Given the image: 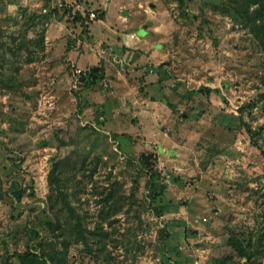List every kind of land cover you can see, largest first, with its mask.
<instances>
[{
	"label": "rangeland",
	"instance_id": "1",
	"mask_svg": "<svg viewBox=\"0 0 264 264\" xmlns=\"http://www.w3.org/2000/svg\"><path fill=\"white\" fill-rule=\"evenodd\" d=\"M66 2L0 0V264L31 251L48 264L239 262L236 240L264 264V52L231 0H150L173 102L149 107L144 87L140 102H95L73 86L61 46L41 42L61 19L73 47L84 39L91 20Z\"/></svg>",
	"mask_w": 264,
	"mask_h": 264
},
{
	"label": "crops",
	"instance_id": "2",
	"mask_svg": "<svg viewBox=\"0 0 264 264\" xmlns=\"http://www.w3.org/2000/svg\"><path fill=\"white\" fill-rule=\"evenodd\" d=\"M66 1L73 3L76 0ZM77 1L82 2L89 11L101 10L102 17L88 23L84 39H76V47H73L74 43L69 44L72 30L68 24L62 19L61 22H53L46 30L45 44L47 51L49 45L56 44V49L61 46V55L67 56L68 60L81 68H101L102 84L107 81L110 86L106 88L109 89L108 92L104 90L108 84L90 85L85 87L86 97L89 96L95 102L141 101L144 102V107H149V102H156L160 106H164L162 102L171 104L173 101L169 97L167 100L165 96L168 95L167 89H162L166 85L168 74L161 67L166 61L156 34V4L150 0ZM148 2L151 6L147 8ZM73 36L76 37L74 34ZM151 70L152 74L149 72ZM141 87L145 91L138 101L136 93ZM170 104L168 105L171 106Z\"/></svg>",
	"mask_w": 264,
	"mask_h": 264
},
{
	"label": "trees",
	"instance_id": "3",
	"mask_svg": "<svg viewBox=\"0 0 264 264\" xmlns=\"http://www.w3.org/2000/svg\"><path fill=\"white\" fill-rule=\"evenodd\" d=\"M175 1H178L181 4H184L185 0H175ZM231 5L233 9L235 10V12H237L238 16L249 27L251 34L253 35V37L255 38L259 46L261 47L262 51L264 52V0H231ZM60 9H63V8H55V10L53 11V14H51L52 13L51 12L49 13V15H46V14L44 15H46L48 18L51 19V17L56 16L59 13L58 11ZM69 13L67 12L62 13L64 15H62L61 18H63V16L65 15L67 16ZM32 17H34V19L37 18L36 15H32ZM76 17H77L76 19L82 20L81 15L77 14ZM87 27H88L87 25H84L83 31H86ZM45 33H46V30H45ZM44 35L45 34L43 33L41 37L42 43H44ZM73 43H74V40L69 39V44H73ZM38 44L39 43L37 42L36 45L38 46ZM15 45L17 49H21V48L28 49L29 53H31V56H32V51H33L32 46L26 45L24 41L22 43L15 44ZM32 59L33 58H30V61H33ZM93 69L94 68L89 69L88 74L85 76H82L81 80L85 81L86 84L99 85L103 81V75L101 74V68H96L94 70ZM58 140L60 141V144L62 145H65L67 143L66 141L61 139L60 135H59ZM144 159L148 162V165L150 166V169L148 172L149 175H148V179L146 182V187L148 188L151 197L154 198L153 196H155L158 192L157 187H156L157 183L155 182L156 181L155 178L160 177L159 171L157 169L156 163L151 162L150 156H146L144 157ZM56 167L57 166L54 167L51 177L55 175L54 172L56 171L55 170ZM51 181H55L54 178L51 179ZM80 228H82V222H81V218H78L77 226L74 227V230H79ZM39 239H41V237L39 236V234H37V239L35 241L40 247V245L42 244V241ZM229 244L233 246L235 251L241 257V261L235 262L233 258L230 256V257H224V258H215L213 259L212 264H262L261 262H259L253 250H250L249 248H247L244 242L242 243L236 240V241H231V243L229 242ZM56 253H59V252H55V254ZM176 256H177L176 252L167 251V253L163 254L162 264H174L175 262H173V258H175ZM20 259L23 264H48L49 263L48 259L46 258V255L40 256L34 251L28 252L27 254L20 255ZM51 261H52V264H66L64 256L62 255L61 257L51 256Z\"/></svg>",
	"mask_w": 264,
	"mask_h": 264
},
{
	"label": "built area",
	"instance_id": "4",
	"mask_svg": "<svg viewBox=\"0 0 264 264\" xmlns=\"http://www.w3.org/2000/svg\"><path fill=\"white\" fill-rule=\"evenodd\" d=\"M65 5L71 9L70 14H72V16H76L77 14L81 15L82 18H88L91 21H95L98 19V14L95 11H88L87 8L84 7L83 3L80 1H75L73 3H68L66 2ZM59 7H63V5L61 6H54L53 8H59ZM44 13L48 12L49 9L48 8H44L43 9ZM133 37H135L134 34H132ZM72 84L75 88H77L79 86V84L81 83V77L85 76L88 74L89 69L88 68H81L76 64H72Z\"/></svg>",
	"mask_w": 264,
	"mask_h": 264
}]
</instances>
